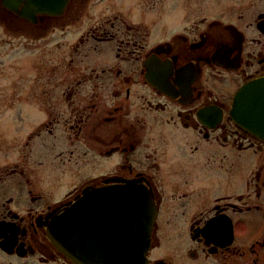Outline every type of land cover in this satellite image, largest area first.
Returning <instances> with one entry per match:
<instances>
[{"label":"flooded vegetation","instance_id":"1","mask_svg":"<svg viewBox=\"0 0 264 264\" xmlns=\"http://www.w3.org/2000/svg\"><path fill=\"white\" fill-rule=\"evenodd\" d=\"M120 3L0 0V264H264V0Z\"/></svg>","mask_w":264,"mask_h":264},{"label":"water","instance_id":"2","mask_svg":"<svg viewBox=\"0 0 264 264\" xmlns=\"http://www.w3.org/2000/svg\"><path fill=\"white\" fill-rule=\"evenodd\" d=\"M2 3L11 10H15L24 4L23 11H32V13H47L59 14L66 6L67 0H3ZM256 89V88H252ZM248 100L244 101L243 97L246 96V90H241L236 98L234 105V114L236 120L248 128L261 129L264 124L262 118V110L256 102L252 91H248ZM255 99V100H252ZM149 225L147 227L149 228ZM149 230L136 229L132 232L134 247L121 246L115 250V261H113V254L111 250L105 249L104 264H144L145 255L148 250V237ZM110 257V258H109Z\"/></svg>","mask_w":264,"mask_h":264},{"label":"rangeland","instance_id":"3","mask_svg":"<svg viewBox=\"0 0 264 264\" xmlns=\"http://www.w3.org/2000/svg\"><path fill=\"white\" fill-rule=\"evenodd\" d=\"M128 1L129 0H120L121 2L120 4H123V7L126 8L125 4ZM3 33L4 32L2 28H0V35H3ZM75 33H78V31L73 29L71 35L68 38H73L75 36ZM0 55H1L0 56V66L4 68L5 73H6L4 74V77H3L2 72H0V90H1L5 87L4 85L10 86V84H12L14 81L18 79L20 74L18 73V70L16 69V67L20 65V61H19L20 53L18 50L11 51V50H8V47H0ZM59 56H60V52L57 53V58ZM13 65L16 67H14ZM3 68L1 69V71L3 70ZM4 159H5L4 156L0 153V161Z\"/></svg>","mask_w":264,"mask_h":264}]
</instances>
